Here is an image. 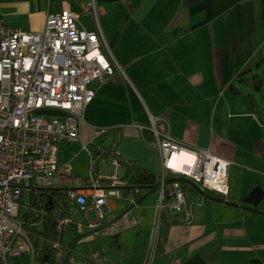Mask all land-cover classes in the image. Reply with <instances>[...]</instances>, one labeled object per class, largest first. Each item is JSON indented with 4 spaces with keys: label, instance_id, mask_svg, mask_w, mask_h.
Returning <instances> with one entry per match:
<instances>
[{
    "label": "crops",
    "instance_id": "1",
    "mask_svg": "<svg viewBox=\"0 0 264 264\" xmlns=\"http://www.w3.org/2000/svg\"><path fill=\"white\" fill-rule=\"evenodd\" d=\"M64 7L86 29L98 25L118 65L85 107L82 139L115 127L139 144L132 156L151 170L158 152L140 142L133 123L153 118L187 146L229 159V168L225 196L193 185L195 205L165 211L157 226V194H145L131 208L136 226L116 235L67 233L56 250L61 264H264V196L256 205L242 201L256 184L264 188V94H256L264 80V0H0V18L41 30L47 14ZM108 206L120 211L126 201L111 198Z\"/></svg>",
    "mask_w": 264,
    "mask_h": 264
},
{
    "label": "built area",
    "instance_id": "2",
    "mask_svg": "<svg viewBox=\"0 0 264 264\" xmlns=\"http://www.w3.org/2000/svg\"><path fill=\"white\" fill-rule=\"evenodd\" d=\"M78 16L75 10L64 7L48 13L44 27L35 31L12 27L0 18V264H9L24 250L34 257L35 245L23 225L19 198L23 189L53 184L58 168L57 142L80 141L92 162L88 146L106 130L98 128L86 139L80 135L85 106L118 65L108 46L102 44L98 25L86 29ZM133 125L145 142L154 145L159 156L156 226L165 211L185 210L187 196L179 177L225 196L229 159L207 147L187 146L168 129L159 130L153 118L148 124ZM145 131L152 135L149 140ZM184 154L191 160L185 161L182 168L174 166ZM111 162L113 169L108 177L92 174L85 186L67 189V198L83 211L86 221L70 215L59 217L57 231L73 223L80 236L85 229L95 235H116L139 223L131 208L138 203L140 188L118 178L117 157ZM111 198H123L126 206L120 211L110 209ZM89 207L94 209V218L87 213ZM52 244L60 245L56 240Z\"/></svg>",
    "mask_w": 264,
    "mask_h": 264
},
{
    "label": "rangeland",
    "instance_id": "3",
    "mask_svg": "<svg viewBox=\"0 0 264 264\" xmlns=\"http://www.w3.org/2000/svg\"><path fill=\"white\" fill-rule=\"evenodd\" d=\"M263 69V67H262ZM264 79V78H263ZM262 93L264 94V80L263 86L261 90L257 91V99L261 97ZM259 102V101H258ZM86 107V106H85ZM85 114V109H84ZM99 126V125H97ZM104 128V127H102ZM101 129V127H99ZM106 129V128H105ZM140 142L144 143L145 141L140 137ZM59 143V142H58ZM145 144V143H144ZM64 146L58 145L57 156L61 158L59 169L56 170L53 174V183L55 184L54 187H64L69 186L73 183L79 184L80 180L84 177H90L92 174H102L108 176L113 169V164L111 162L112 156H108L104 153L103 147H112L118 150L123 158V160L128 161L130 159H136L132 155L137 152L138 154L141 153V149L139 148V144L135 141H131L127 139V137H122L120 132L115 129V127H108L106 130L101 132V134L89 144L88 149L92 153L93 157V165L91 166L90 156L88 151L81 147V143L79 141H68L63 143ZM153 148V146L151 145ZM154 149V148H153ZM155 150V149H154ZM100 154V155H99ZM153 167L151 170L157 174L160 171V162L159 156L156 154V159L152 163ZM66 165H69L71 170L66 168ZM75 173L77 176H75ZM127 170L126 165L119 161L117 176L118 178L126 177ZM184 192L187 196V203L186 205H195L197 200L194 199V196L197 195L196 190L190 188L188 185H183ZM154 194H157L156 189H152L148 191L144 197V199L152 197ZM21 198L25 203L29 200L28 189H23ZM59 205L61 207L65 206V201L67 200V196L63 193L62 197L58 198ZM120 203H122L121 199H117ZM264 202V200H263ZM262 202V203H263ZM68 212L71 216L79 219L81 222H85L86 218L83 215V211L76 207V205H69L67 206ZM87 213L90 218L95 217L94 209H87ZM71 236V233L68 237ZM38 248L42 246V239H39L37 242ZM9 264H51L50 261H41L39 258H33L32 252L24 250L21 254L15 256L14 258L10 259Z\"/></svg>",
    "mask_w": 264,
    "mask_h": 264
},
{
    "label": "trees",
    "instance_id": "4",
    "mask_svg": "<svg viewBox=\"0 0 264 264\" xmlns=\"http://www.w3.org/2000/svg\"><path fill=\"white\" fill-rule=\"evenodd\" d=\"M239 75L242 80L244 77L241 76V74H238V76ZM103 151L106 155L117 157L120 161L118 151L111 146L103 147ZM93 162L94 161L91 162V166L93 165ZM125 164L128 166L129 170L128 183L131 184V186H137L140 188L138 200L149 190L156 189V174L153 171L145 166L139 165L135 159L125 161ZM86 179L89 181V177H86ZM179 179L183 185H188L193 189V185L197 186L195 182L185 176L179 177ZM67 189L68 186L55 188L53 185H35L28 189L29 200L27 203L24 204L22 198H19L21 207L20 213L25 219L23 225L29 231V236L35 245L34 258L37 257L41 261H50L51 264H61L59 256L56 255V250L66 246L65 242H67V239L65 238V235L67 233L72 232L79 236L81 235V233L76 231L73 223L63 226L59 231L56 229L57 218L67 215V206L71 203L68 198L63 207H61L58 202V198H61L63 193L66 194ZM50 197L51 203L49 201ZM34 221H38V223L34 224ZM41 238L42 246L38 248L37 242ZM55 240L59 241L60 245L54 246L52 242Z\"/></svg>",
    "mask_w": 264,
    "mask_h": 264
},
{
    "label": "water",
    "instance_id": "5",
    "mask_svg": "<svg viewBox=\"0 0 264 264\" xmlns=\"http://www.w3.org/2000/svg\"><path fill=\"white\" fill-rule=\"evenodd\" d=\"M242 84L245 87L252 88V85L249 82V80L244 81ZM263 196H264V188H263V186L261 184H256L242 198V201L244 203H251L252 205H256L261 200V198H263ZM49 201L51 203V197H50ZM251 209H253V208L251 207Z\"/></svg>",
    "mask_w": 264,
    "mask_h": 264
},
{
    "label": "bare ground",
    "instance_id": "6",
    "mask_svg": "<svg viewBox=\"0 0 264 264\" xmlns=\"http://www.w3.org/2000/svg\"><path fill=\"white\" fill-rule=\"evenodd\" d=\"M191 160V156L190 155H188V154H184V156L181 158V160H178V162L174 165V166H176V167H180V168H182L183 167V163L185 162V161H190ZM183 161V162H182Z\"/></svg>",
    "mask_w": 264,
    "mask_h": 264
}]
</instances>
